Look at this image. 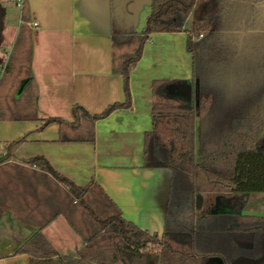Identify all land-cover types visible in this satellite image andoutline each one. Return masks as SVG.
Masks as SVG:
<instances>
[{
    "label": "crops",
    "instance_id": "obj_1",
    "mask_svg": "<svg viewBox=\"0 0 264 264\" xmlns=\"http://www.w3.org/2000/svg\"><path fill=\"white\" fill-rule=\"evenodd\" d=\"M211 6L217 7L215 1L209 3L207 11ZM25 8L28 21L22 20L20 10L18 23L2 26L0 42L8 35V40H14L16 44L21 31L28 33L25 38L28 37L26 40L30 44V70L37 86L38 119L0 120V158L9 155V159L0 164V264H30L29 254H17L16 251L51 213H43V209L38 208V201L41 203L44 193H39V197L36 193L33 197L19 187V183L26 184L35 176V167L29 166L27 160L36 156L45 157L56 171L76 185L98 183L121 210L123 217L161 236L172 172L167 168L143 165L144 136L153 127L152 84L157 79H179L192 86L201 70L200 41L204 36L200 35L203 33L151 34L130 72V107L115 109L98 119L94 142L61 141L59 125L45 124L44 119L58 117L73 122L75 104L91 114H99L109 105L124 101L123 76L113 70L115 35H122L116 52L122 57H131L138 45L137 34L144 30L147 20L142 30H138L137 25L140 27L142 22L140 15V20H136L137 13L141 12H138L140 6L136 0H25ZM124 9L128 12L127 19ZM115 11L119 16L118 26L115 24ZM210 17H205L200 23H206ZM27 22H36L38 26L31 27ZM254 34L261 32L219 34L221 40L227 38V46L240 48L247 45L245 53L240 54L247 55L248 62H235L231 50L227 63L212 66L214 73L224 69L232 73L230 79L224 76L221 79L217 75L212 77L214 119L264 117V38L259 35L261 39L255 40ZM190 37L192 49L188 47ZM0 53V68H5L6 63L1 59L6 53L4 45ZM222 55L220 51L218 56ZM237 72H250L252 75L245 79L241 74L237 76ZM192 88L196 90L195 86ZM0 95L3 100L5 95L1 92ZM199 119L196 118L195 153L197 144H200L201 153ZM17 140L21 141L12 144ZM237 144L236 135L229 130L212 135L210 142L205 143L211 150L216 148L219 151H231ZM7 165L19 168V176L9 177L3 170ZM49 196L46 200L50 199ZM64 201L60 202L63 208ZM48 203L52 211L56 203ZM201 203L203 206L205 201ZM213 204L214 213L264 215V192L215 195ZM58 211L59 215L42 226V232L60 254L74 255L84 247L85 241L69 223L63 209ZM243 261L251 262L248 259L238 262ZM206 264L220 262L212 258Z\"/></svg>",
    "mask_w": 264,
    "mask_h": 264
},
{
    "label": "trees",
    "instance_id": "obj_2",
    "mask_svg": "<svg viewBox=\"0 0 264 264\" xmlns=\"http://www.w3.org/2000/svg\"><path fill=\"white\" fill-rule=\"evenodd\" d=\"M204 1L209 0H150V14L144 30L137 34L138 45L131 57H122L116 52L122 35H115L113 70L123 76V102L113 103L99 114H91L75 104L73 122L58 117L44 119L45 124L59 125L61 141L94 142L98 119L115 109L130 107V72L140 59L143 44L150 35L158 32L203 33L200 41L201 70L191 83L196 88L195 82L199 79V85L196 90L192 88L190 97L183 90L190 85L187 81L157 79L152 84L153 127L144 136L143 165L167 168L172 172L162 235L150 233L123 217L121 210L98 183L76 185L56 171L45 157L36 156L27 160L29 166L35 167L32 178L43 181L46 190L55 195L51 201H56L42 226L63 209L85 245L74 255H62L43 234L41 226L16 251L17 254H29L30 264H149L151 261L155 264H206L212 258L220 264H264V215L214 213L213 200L210 202L208 197L264 192V117L214 119V104L211 95L206 93L210 85L212 87L211 64L227 63L231 50L235 62H248V56L240 54L245 53L247 45L240 48L227 46V38L221 40L219 34L261 32L254 34V39L260 40L259 35L264 38V0H211L217 7L209 20L188 29L186 24L190 15ZM21 18L28 21L25 4ZM27 34L21 31L16 44L21 43V51L28 53V72L21 80L18 94L16 91L3 100L0 95L4 101H0V120L38 119L37 86L30 70L31 50L26 40L28 37L25 38ZM219 41L224 44L222 56L216 52ZM191 46L190 37L189 49ZM235 74H241L245 79L252 75L250 72ZM197 117L201 120L199 161L195 155ZM227 130L237 137L238 144L234 149L211 150L205 145L212 135ZM8 159L9 155L0 158V164ZM64 199L63 208L60 202ZM202 199L205 201L203 206ZM241 259L251 262L239 263Z\"/></svg>",
    "mask_w": 264,
    "mask_h": 264
},
{
    "label": "rangeland",
    "instance_id": "obj_3",
    "mask_svg": "<svg viewBox=\"0 0 264 264\" xmlns=\"http://www.w3.org/2000/svg\"><path fill=\"white\" fill-rule=\"evenodd\" d=\"M13 0H0V31L2 29V26L4 24H6V26H14V23H18L20 20V9L12 2ZM138 5L140 6L138 12H140V14L137 13L136 16V20H140L139 19V15L141 16V25L139 27L138 26V30H142V26H144V22L147 20L146 16H148V14H150V0H136ZM211 2V0L209 1H204L201 2L200 4H198V6L196 7V9L193 11V13L190 15L188 21H187V28L192 30L195 26V24L197 26L201 25L202 23L201 20L205 19V17H209L210 15L213 14L215 7L216 6H211L210 9L207 11V6L209 5V3ZM124 15L127 19L128 16V12L124 9ZM115 24L118 26V22H119V16H118V12L116 13L115 11ZM208 15V16H207ZM5 20V21H4ZM209 32V30L207 31ZM2 34V32H1ZM5 39L2 38L1 42H0V50H1V46L4 45L6 48V53H4V55H2V62L6 63V67H2L0 68V81L2 80V85L0 87V92L5 95L8 96V93L14 94L20 83L22 78H24L27 75L28 72V68H27V61H28V53H23L21 51V47L19 44H15L14 40L11 42L8 40V35L4 36ZM121 42V41H120ZM120 42L118 43L120 45ZM118 45V46H119ZM224 44L222 43V41H219L218 43V47H217V54L219 55V52L222 51L224 48L223 46ZM22 52V53H21ZM2 53V52H1ZM0 53V54H1ZM213 66V64H211ZM211 66V70L210 73L213 77V75H217V77L219 76L220 78L223 76L226 77V79H230V77H232V73L228 72L226 69H224L223 71L219 70L217 72H213V68ZM211 77V78H212ZM221 78V79H222ZM208 92L209 95H212L213 90L212 87L210 85L209 89L206 90V93ZM205 95V94H204ZM198 126L200 127L201 125V120L199 119L197 121ZM200 144H197V152H196V159L199 161L200 160ZM7 172V175L11 178L14 179V176H17L18 173L17 171L19 170V168H16L12 165H7L5 169H3ZM19 176V175H18ZM19 187L21 189H26L28 191V193H31L33 197H35V194L38 193V197H39V193H44V197L43 200L41 201V203H39L38 201V208H42L43 209V213H48L51 212L50 209L51 204H49L48 202L51 201V199H53V197L55 196L52 192H49L46 190V186L44 184L43 181H35L33 178L28 181L26 184L23 183H19ZM23 191V190H22ZM50 195V199L46 200V196ZM37 197V198H38ZM210 202L211 200L214 199L215 195H208ZM36 199V198H33ZM39 200V199H37ZM54 202H56L54 200ZM44 204V205H43ZM56 227H53L52 229H55ZM58 229H61L60 227H57ZM154 263L153 261L150 262L149 264Z\"/></svg>",
    "mask_w": 264,
    "mask_h": 264
},
{
    "label": "built area",
    "instance_id": "obj_4",
    "mask_svg": "<svg viewBox=\"0 0 264 264\" xmlns=\"http://www.w3.org/2000/svg\"><path fill=\"white\" fill-rule=\"evenodd\" d=\"M15 5L22 10L25 4V0H14ZM26 24H28L31 27H36L38 26V23L36 22H27ZM203 35L201 34L200 37H202Z\"/></svg>",
    "mask_w": 264,
    "mask_h": 264
},
{
    "label": "water",
    "instance_id": "obj_5",
    "mask_svg": "<svg viewBox=\"0 0 264 264\" xmlns=\"http://www.w3.org/2000/svg\"><path fill=\"white\" fill-rule=\"evenodd\" d=\"M195 85H196V89H197L198 85H199V79H196ZM183 90L186 93V96L190 97L191 92H192V86L188 85V86L184 87ZM197 103H198V100H197Z\"/></svg>",
    "mask_w": 264,
    "mask_h": 264
}]
</instances>
